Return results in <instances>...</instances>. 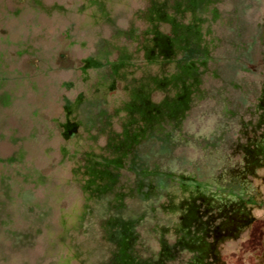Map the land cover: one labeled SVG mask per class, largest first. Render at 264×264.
Returning <instances> with one entry per match:
<instances>
[{"label":"rangeland","instance_id":"obj_1","mask_svg":"<svg viewBox=\"0 0 264 264\" xmlns=\"http://www.w3.org/2000/svg\"><path fill=\"white\" fill-rule=\"evenodd\" d=\"M147 5L148 0H0V264H97L101 259L88 233L94 202L77 172L83 157L103 140L94 141L95 129L81 124L74 136L65 137L64 126L99 110L119 116L121 79L98 108L75 105L99 92L101 69L84 66L88 59L99 60L102 45L112 52L100 62L115 61L122 48L133 50L136 45L119 35L148 27L142 18ZM220 9L228 16L232 6L225 2ZM238 13L249 58L242 66H227L221 92L235 100L225 108L236 113L222 114L224 104L213 95L221 85L211 81L210 98L188 129L193 141L205 136L210 146L201 152L192 142L179 154L191 165L186 173L204 181L208 191L227 202L244 193L247 201L243 222L213 244L207 261L264 264V167L244 185L217 178L219 170L239 163L240 154H232L229 145L264 129L256 128L264 90V0H242ZM219 31L229 33L226 26ZM226 55L232 56L230 49ZM131 62L139 65L137 59Z\"/></svg>","mask_w":264,"mask_h":264},{"label":"trees","instance_id":"obj_2","mask_svg":"<svg viewBox=\"0 0 264 264\" xmlns=\"http://www.w3.org/2000/svg\"><path fill=\"white\" fill-rule=\"evenodd\" d=\"M225 2L232 6L228 16L220 9ZM241 3L148 0L142 13L148 27L119 35L136 45L133 50L122 48L115 61L100 62L112 52L110 45H102L99 60L86 61L84 69H101L99 92L78 99L76 106L98 108L104 95L116 89V81L123 80L117 118L99 110L77 124H66L63 132L65 137L74 136L81 124L95 129L94 141L103 140L83 157L77 172L83 192L95 206L88 233L101 253L97 264H213L207 261L213 244L243 222L245 194L227 202L217 191H208L204 181L186 173L191 165L179 154L192 142L201 152L210 146L205 136L193 141L188 129L195 111L210 98L211 81L221 85L213 95L224 104L222 114L236 113L225 108L235 100L221 97V92L228 80L227 66H242L249 58L239 21ZM224 26L228 35L219 31ZM133 59L139 65H133ZM263 100L264 90L257 104V129L264 125ZM256 134L229 145L240 160L219 170L218 179L229 177L244 185L264 167V129Z\"/></svg>","mask_w":264,"mask_h":264}]
</instances>
